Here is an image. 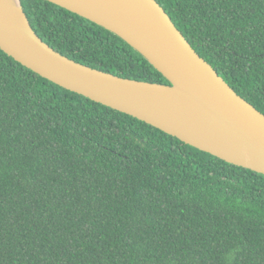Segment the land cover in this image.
Returning a JSON list of instances; mask_svg holds the SVG:
<instances>
[{"label": "trees", "instance_id": "1", "mask_svg": "<svg viewBox=\"0 0 264 264\" xmlns=\"http://www.w3.org/2000/svg\"><path fill=\"white\" fill-rule=\"evenodd\" d=\"M264 114V0H156ZM80 64L169 84L107 29L21 0ZM0 264H264V175L41 77L0 49Z\"/></svg>", "mask_w": 264, "mask_h": 264}, {"label": "water", "instance_id": "2", "mask_svg": "<svg viewBox=\"0 0 264 264\" xmlns=\"http://www.w3.org/2000/svg\"><path fill=\"white\" fill-rule=\"evenodd\" d=\"M114 33L169 84L80 64L33 29L21 0H0V49L41 77L131 115L227 163L264 175V114L202 58L156 0H45Z\"/></svg>", "mask_w": 264, "mask_h": 264}]
</instances>
